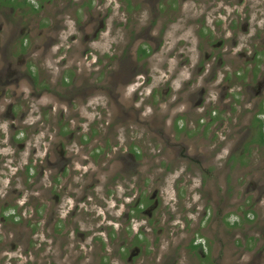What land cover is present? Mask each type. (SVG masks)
Wrapping results in <instances>:
<instances>
[{
    "label": "flooded vegetation",
    "instance_id": "flooded-vegetation-1",
    "mask_svg": "<svg viewBox=\"0 0 264 264\" xmlns=\"http://www.w3.org/2000/svg\"><path fill=\"white\" fill-rule=\"evenodd\" d=\"M195 6L204 10L193 16ZM108 24L109 68L128 82L102 99L101 86L65 70L55 97L40 67L74 51L88 60ZM153 24L160 48L168 34L178 40L179 57L183 29L199 24L187 40L194 60L169 75L165 62L159 94L146 92ZM130 83L140 106L125 96ZM156 98L160 118L150 113ZM183 167L178 181L207 191L212 233L191 251L219 264L215 242L241 239L259 250L252 263L264 261V0H0V264H166V182Z\"/></svg>",
    "mask_w": 264,
    "mask_h": 264
},
{
    "label": "rangeland",
    "instance_id": "rangeland-1",
    "mask_svg": "<svg viewBox=\"0 0 264 264\" xmlns=\"http://www.w3.org/2000/svg\"><path fill=\"white\" fill-rule=\"evenodd\" d=\"M141 0H135V2H140ZM237 1V0H235ZM262 2V1H261ZM261 2H256L255 5L261 6ZM136 4V3H135ZM142 5V3H139ZM244 6V5H243ZM243 6L238 5L237 9L239 12H241V9H243ZM258 8V7H256ZM254 9L256 13H260L262 8ZM204 8L199 7L198 9L196 6L193 8V16L197 12H202ZM234 10V8H231L230 11ZM148 13V12H146ZM143 15V19L147 17L145 14ZM138 15H135L137 17ZM255 17V14L252 15V19ZM141 18V17H140ZM186 23V20L183 19L182 21V28L184 27ZM146 24V21H142L139 24H135V32L140 31L143 29V25ZM179 27V26H178ZM199 27V24H192L186 28L183 29V40L181 41V50L185 52L182 57L174 56L171 51H173L176 48V45L178 43L177 39L172 38V34H168L167 40H165L166 46H162L160 48V37L158 35L160 26L158 24L152 25V31L151 34L154 37V40L150 42V45L147 44L151 49V58H150V75H151V82L148 84V91L153 90V88H156L158 91V94L164 90V88L161 86L163 83V73L160 70V67L165 63L168 62V75L172 72H174L177 67V65L182 64L185 62V60L190 59V57H187V55L191 56V59L194 60L193 53L190 54L189 51H193L195 48L196 40H190L189 42H192V44H188L187 40L190 39L193 32ZM177 26L175 27V29ZM110 24H108V29L106 31H103L101 34V37L99 40L95 41L93 44V48L97 51V54H93L89 56V59L87 60L86 57L79 56V51H74V55L71 54V60L61 64L62 62V55L53 56L49 58L47 61L44 62L43 66L40 67V70L44 73L42 76L49 75L53 79V84L51 82L48 83L50 91H54L55 97L62 96L63 92L59 91L58 88L60 86V81L63 80L65 75V70H71L76 73L77 76H79L83 81L80 82V86H87L89 87V84H97L103 88L101 92L98 93V95H102V99H105L108 90L111 89V83L118 82H128V80L125 78L128 75L127 71H123L120 68L117 70L116 73H114L109 66L114 63V56L115 54L112 51V45L114 40L111 38L110 34ZM130 42L131 44H134L131 39L124 38L122 39L123 44H127ZM139 41L135 40V47L137 46ZM79 47L80 46L79 44ZM66 58L65 60H67ZM127 59L125 62L127 63L128 67L130 69H133V65L136 64V56L135 54H132L129 57H125ZM64 60V61H65ZM99 60V62H97ZM77 64V66H76ZM117 80V81H116ZM91 81V82H90ZM143 80H140L142 82ZM85 82V83H84ZM90 82V83H89ZM133 82V80L131 81ZM89 83V84H88ZM137 83V82H136ZM131 84L127 87V90H125V96L129 98V102L136 103V106H140L142 104V96L137 95L139 94L136 91L137 84ZM123 87V86H121ZM120 87V88H121ZM173 94L178 89V84L173 83ZM113 89H111L112 91ZM158 96V95H156ZM156 104L155 106L150 107V113L153 111H156L158 115L157 118H160L161 111L159 110V99H155ZM99 101H96L92 103V105L97 104ZM105 104V102H104ZM149 111V109H148ZM254 160L248 165L247 172L251 171V169L255 167L256 163L255 160L257 159V155L255 154ZM183 168H179L176 173L171 174L167 178L166 182V188H165V202L167 204L166 208V242H165V256H166V264H204L206 258H203L201 253L192 252L191 248L188 246L192 240L198 239L200 242H205L208 239L211 240L212 233H209V230L211 229L208 226H211L207 221L206 218L202 216L204 206L206 205V195L207 191L205 190L203 192H197V186L198 181L194 180V182H187L184 178L182 181H178L179 177L181 176V172L183 171ZM175 170V169H173ZM240 174V172H238ZM177 176V178H176ZM204 178L206 179V176L204 175ZM177 179V180H176ZM174 180L177 181L178 188L183 189L184 197L181 198L179 194L178 201L177 199V192L175 189V183ZM175 181V182H176ZM253 195V194H252ZM253 197V196H252ZM209 206V204H208ZM197 208L198 213L193 212V208ZM184 208V211H181V209ZM172 217V218H171ZM203 217V218H202ZM225 236V232L223 234ZM224 240V239H223ZM257 246L247 243V248H245V244H243V240L238 239V241L226 243L224 245L223 243L215 242L214 245V252L215 257L214 259L218 261L219 257H223L224 262H219V264H234L235 259L234 256H237L240 250L247 249V255L243 260L247 261V264L252 263L251 255L255 256V254H259V250L255 252ZM264 248V245L262 246ZM262 248V249H263ZM204 252H206V248H204ZM249 252V253H248ZM243 260H241V264H244ZM238 262V261H236ZM252 264H264V261H256Z\"/></svg>",
    "mask_w": 264,
    "mask_h": 264
}]
</instances>
